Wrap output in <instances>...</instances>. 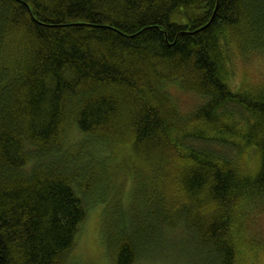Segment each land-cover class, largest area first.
<instances>
[{
	"label": "trees",
	"instance_id": "trees-1",
	"mask_svg": "<svg viewBox=\"0 0 264 264\" xmlns=\"http://www.w3.org/2000/svg\"><path fill=\"white\" fill-rule=\"evenodd\" d=\"M228 51L264 54V0H0V264H78L94 205L109 264L179 231L195 264H240L264 203V83L233 92ZM173 90L202 102L185 114ZM127 146L123 208L109 169Z\"/></svg>",
	"mask_w": 264,
	"mask_h": 264
},
{
	"label": "rangeland",
	"instance_id": "rangeland-1",
	"mask_svg": "<svg viewBox=\"0 0 264 264\" xmlns=\"http://www.w3.org/2000/svg\"><path fill=\"white\" fill-rule=\"evenodd\" d=\"M228 52L229 54L226 57V72L228 76L226 79L233 92L254 90L264 83V54H252L243 58L236 51ZM173 92L176 93L182 112L185 114L195 110L202 102L196 95L176 90H173ZM71 139L77 140L79 135L73 132ZM213 149L220 152V154L223 152L234 157V154L229 152L230 150L226 153V151L219 148ZM247 152L245 164L250 167L251 164L257 163V154L253 150ZM117 154L119 156H115L109 169L112 180L111 188L113 190L111 202L113 205H120L126 208L130 203L134 188V169L138 162L135 157L137 151L133 150L132 146H127L122 149L119 148ZM248 170L250 171V169ZM102 209V206L94 205L89 210L75 250V258L78 264H109L104 235L103 233L101 234ZM107 209V212H113L111 206ZM107 218L111 220L110 217ZM244 226L243 229L241 227L242 232L236 236L238 239L239 263L264 264V242H262V238H264V203L259 210L250 214L249 218L247 217ZM169 238L171 240L177 238V246H168L167 248L162 243L163 248H160L162 252L159 253L161 251L159 249L157 251L158 256L156 254L153 259H142L137 264H195V259L191 258L195 254H193L191 244L186 242L184 234L181 231L172 232ZM240 240L241 243L239 242ZM252 242L258 247L257 249L254 247L255 252H253Z\"/></svg>",
	"mask_w": 264,
	"mask_h": 264
}]
</instances>
